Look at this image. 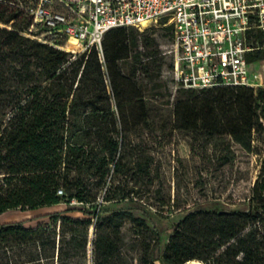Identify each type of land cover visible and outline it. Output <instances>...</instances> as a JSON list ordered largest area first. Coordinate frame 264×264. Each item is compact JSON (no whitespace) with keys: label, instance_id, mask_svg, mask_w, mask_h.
Wrapping results in <instances>:
<instances>
[{"label":"trees","instance_id":"1","mask_svg":"<svg viewBox=\"0 0 264 264\" xmlns=\"http://www.w3.org/2000/svg\"><path fill=\"white\" fill-rule=\"evenodd\" d=\"M0 22L12 26L0 27V213L66 205L0 223V264H156L154 246H125L121 227L138 219L98 202L108 176L124 171L121 137L135 121L150 123L146 85L161 87L155 39L148 29L113 28L104 36L102 60L95 48L72 57L23 35L29 18L2 5ZM250 39L264 45L257 29ZM261 60L264 48L247 56L250 63ZM197 90L210 98L197 103L196 90L182 88L185 97L174 106L178 127L223 130L250 149L252 130L264 122V87ZM248 201L245 211L187 213L160 263L264 264V165ZM135 249L137 256L129 254Z\"/></svg>","mask_w":264,"mask_h":264},{"label":"rangeland","instance_id":"2","mask_svg":"<svg viewBox=\"0 0 264 264\" xmlns=\"http://www.w3.org/2000/svg\"><path fill=\"white\" fill-rule=\"evenodd\" d=\"M23 25L17 21L18 27ZM167 26H153L146 31L155 39L157 58L162 64L161 87L154 90L152 84L146 85L150 123L135 121L123 134L124 171L108 176L98 198L103 210L125 209L138 219L125 220L121 236L127 248L140 243L154 246L151 258L156 264H161L159 257L169 236L187 213L245 211L252 207L248 197L264 165V122L252 130L250 149H244L223 130L211 135L205 130L178 127L174 106L185 93L171 79L175 41L172 28ZM0 27L12 28L2 22ZM250 73L258 74L260 86L264 87V60L253 62ZM108 90L111 96V89ZM195 90L196 99L192 101L199 103L210 98V92ZM113 193V199L102 200ZM123 195L127 197L121 198ZM65 207L61 203L28 211L9 210L0 213V223ZM71 215L83 216L78 211ZM128 252L137 256L139 250Z\"/></svg>","mask_w":264,"mask_h":264},{"label":"built area","instance_id":"3","mask_svg":"<svg viewBox=\"0 0 264 264\" xmlns=\"http://www.w3.org/2000/svg\"><path fill=\"white\" fill-rule=\"evenodd\" d=\"M0 5L29 18L23 35L72 57L95 48L102 60L104 36L113 28L171 25L175 86L261 85L247 56L264 48L250 39L255 29L264 37V0H0Z\"/></svg>","mask_w":264,"mask_h":264},{"label":"bare ground","instance_id":"4","mask_svg":"<svg viewBox=\"0 0 264 264\" xmlns=\"http://www.w3.org/2000/svg\"><path fill=\"white\" fill-rule=\"evenodd\" d=\"M190 264H201L202 262H200L199 260H191L189 261Z\"/></svg>","mask_w":264,"mask_h":264},{"label":"water","instance_id":"5","mask_svg":"<svg viewBox=\"0 0 264 264\" xmlns=\"http://www.w3.org/2000/svg\"><path fill=\"white\" fill-rule=\"evenodd\" d=\"M187 264H190V263H189V262H187ZM201 264H203V262H202Z\"/></svg>","mask_w":264,"mask_h":264}]
</instances>
